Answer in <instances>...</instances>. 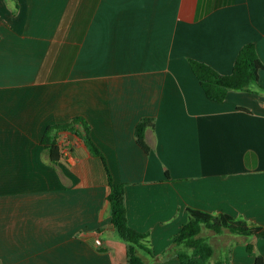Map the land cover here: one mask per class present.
<instances>
[{
    "label": "crops",
    "instance_id": "1",
    "mask_svg": "<svg viewBox=\"0 0 264 264\" xmlns=\"http://www.w3.org/2000/svg\"><path fill=\"white\" fill-rule=\"evenodd\" d=\"M249 42L264 87V0H0V264H127L82 123L60 131L56 163L41 143L76 116L124 185L129 225L149 233L147 264H181L192 210L264 228V89L211 100L189 62L228 74ZM200 236L212 264H264L263 237Z\"/></svg>",
    "mask_w": 264,
    "mask_h": 264
},
{
    "label": "trees",
    "instance_id": "2",
    "mask_svg": "<svg viewBox=\"0 0 264 264\" xmlns=\"http://www.w3.org/2000/svg\"><path fill=\"white\" fill-rule=\"evenodd\" d=\"M190 65L197 76L206 96L214 101H223L229 90H249L252 85L260 84V70L263 63L258 55L256 45L253 42L245 43L238 52L232 72L223 74L210 65L195 59H189ZM81 122L84 126V142L88 149L96 156H99L106 168L107 179L110 185L108 199L111 204V224L118 236L126 242L127 264H147L144 254L154 257V251L150 246L149 233L140 231L129 225L125 205L124 185L114 182L105 157L95 145L90 136V127L80 116L74 117L67 123H55L48 125L44 130L41 143L48 151L50 160L56 163L61 158L58 147L60 131L71 130L72 123ZM152 125L151 118L141 119L135 126L137 143L145 150L150 147L145 140V131ZM204 227L221 231L227 228L231 232L241 234H255L264 238V228L257 225H249L242 219H237L227 213L214 215L207 211L192 210L190 219L182 225L176 243H184L191 251H180L178 257L181 264H212L209 258L212 254L211 245L200 236ZM215 264H228L217 262ZM254 264H263L261 256H257Z\"/></svg>",
    "mask_w": 264,
    "mask_h": 264
}]
</instances>
